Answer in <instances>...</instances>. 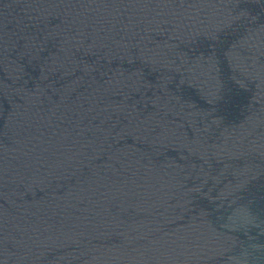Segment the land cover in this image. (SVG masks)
Instances as JSON below:
<instances>
[{"label": "water", "instance_id": "1", "mask_svg": "<svg viewBox=\"0 0 264 264\" xmlns=\"http://www.w3.org/2000/svg\"><path fill=\"white\" fill-rule=\"evenodd\" d=\"M0 264H264V0H0Z\"/></svg>", "mask_w": 264, "mask_h": 264}]
</instances>
